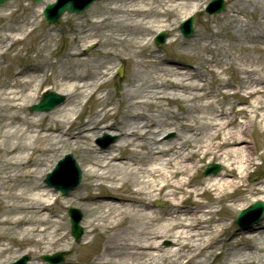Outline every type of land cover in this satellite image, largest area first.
<instances>
[{"label":"bare ground","instance_id":"6f19581e","mask_svg":"<svg viewBox=\"0 0 264 264\" xmlns=\"http://www.w3.org/2000/svg\"><path fill=\"white\" fill-rule=\"evenodd\" d=\"M165 1L111 0L110 10L75 26L66 56L54 63L49 55L58 35L48 31L36 55L42 59L48 51V71L33 64L0 79V264L13 259L18 247H31L34 256L64 253L61 264H263L264 221L234 230L225 244L230 225L219 215L264 201V178L245 184L243 177L256 154L246 139L250 127H260L264 156L263 104L227 91L253 87L248 94L256 98L264 90L254 85H264V54L253 56L264 51V0H231L220 18L225 33L210 28L189 40L172 21L188 8L187 15L198 11L199 0ZM13 15L1 13L0 19ZM29 17L0 27V59L37 30ZM160 30L170 33L171 48L197 62L161 56L149 38ZM86 45L101 55L91 58ZM119 65L130 73L113 92L108 86ZM47 82L43 91L63 94L65 103L29 117L26 105ZM231 96L250 109H237ZM171 131L175 137L166 139ZM104 134L115 141L106 148L93 144ZM62 151L75 155L83 172L81 185L63 196L40 177ZM207 162L224 169L198 179ZM74 169L73 163L63 165L52 175L53 185L70 186ZM156 200L165 205L155 207ZM69 207L83 214L80 242L71 235Z\"/></svg>","mask_w":264,"mask_h":264},{"label":"rangeland","instance_id":"374dc122","mask_svg":"<svg viewBox=\"0 0 264 264\" xmlns=\"http://www.w3.org/2000/svg\"><path fill=\"white\" fill-rule=\"evenodd\" d=\"M56 0H43L40 3H33V2H27L25 0H12L8 3H6L4 6L0 7V14H9L11 12H14L13 18L10 20H5V19H0V27L7 23V22H12V23H16V22H21L23 21L25 18L28 17V15H32L33 17H29V21H32L33 19H36V23H37V30L28 38V40L24 43H18L15 44L13 46V48L10 50V52L6 55H4L1 59H0V79L1 81H6L9 76L12 74V70H17L20 68H23L25 66H30L33 64H38L40 66H42V68H44V70L48 71V51H44L42 52L43 54V58H36V55H38L39 51L41 50V46L44 43L43 40L45 39V37L48 35V31L50 29H52L54 31L55 34L58 35V41L57 44L54 45L52 47V51H51V55H49V62L50 63H54L56 60H61L66 56V53L68 51V47L69 44L72 40V38L75 37V35H73L71 33V31L75 28V26H77L80 23H86L88 22L90 19H92L91 13H101V12H105L107 10H110V3L111 0H100L96 3H94L88 10H86L85 12H83L82 14H65L61 19H59L56 23L54 24H49L44 20L43 17V10L44 8L50 4L55 2ZM203 2V0H199L198 2H195L196 4H199L200 2ZM226 1V8L224 9V11L221 14H217V15H209L205 12V10L203 9V12L200 13L199 15L196 16V22L194 25V34H193V38L195 37V35L200 32L202 34H207L210 32V28H214L215 30H220L223 33H225L226 31V27L224 26L225 23L224 21H222L220 18H223L224 12H226V10L229 8V6L231 5V0H225ZM145 3H154V6H158V2L159 3H163L164 0H144ZM143 2V3H144ZM165 2H168V0H166ZM179 1L178 0H171V2H169L171 5H175L177 4ZM141 3V4H143ZM207 4L206 0H205V4L203 6H205ZM191 10V8L186 9L185 11H182L181 14L182 16H178L176 18H174V20L172 21L173 24L177 23V25H179V23L182 22V20L184 19V17L187 15V12ZM114 15H111L110 17L113 18ZM115 18V16H114ZM154 20H157V22L159 21L160 23H158V25L161 24H167V22L165 21L166 18L164 17H153ZM216 21H219L220 25H216ZM10 23V24H12ZM174 24V25H175ZM161 29V27H158L157 30ZM191 37V39H192ZM150 38V37H149ZM185 40H189L190 38H186V37H182ZM170 39V34L168 33V39L167 41ZM167 41L165 44L159 46L161 47L160 49L166 53H168V56L174 60H180L182 63H196L197 59L192 56L191 54H179L178 52H176V50H174L173 48H171L170 46H168ZM255 43L251 42V43H246V45L248 46H252ZM10 45V44H9ZM259 47L261 49H264V45L263 44H259ZM86 49V51L89 53L91 58L94 57H98L101 55V51L96 49L95 46L91 45V46H85L84 47ZM16 50L19 51V56H14ZM204 54V53H202ZM264 51L262 52H254L253 56L258 58L259 56L263 55ZM208 57L210 56L209 54H206ZM261 66V64H255L253 65L252 68H259ZM8 67H10V69H8ZM117 69H123V75L120 77L116 74L115 70H114V74L116 75V78L113 79L110 84H109V88L111 91H115V86L117 85H122L123 81L126 79V77L128 76V74L130 73V67L129 66H121L119 65L117 67ZM51 73V72H50ZM258 73H256L255 77L257 78ZM43 75V74H42ZM41 75V76H42ZM224 78L226 79H231V81L233 82H237V79L232 78L231 74H226L224 76ZM259 79V77H258ZM51 84L50 82L46 83L42 90L43 91L46 87H48V85ZM256 86H260L263 87L262 89H264V85H258V84H254ZM255 88L251 87V88H245V89H240V88H229L227 89V91L231 94L235 93V92H239L240 95L237 96V98H241L244 100H247V102L249 103H254V101L258 98L259 100V105H261V100H262V96L264 94V90H262L257 96L256 98H250L249 97V91L253 90ZM66 97V96H65ZM237 98L232 97L229 99L230 103H237V109H246L249 108V103H238L237 102ZM34 102H37L38 100L35 98L33 100ZM29 102V104L26 105L25 108V112L26 114H28L29 117L35 118L34 115H38L37 113H30L29 108L31 105V103L33 102ZM93 101H91L89 103L90 107H93ZM89 105L87 106V108L89 107ZM228 107V106H227ZM86 108V109H87ZM90 108V109H91ZM171 110L173 111H177V107L175 105H171L170 107ZM47 114V113H43ZM246 118L240 117L237 121L242 122L244 124ZM2 126H0V131H5L4 129L1 128ZM259 125L254 127V132L253 134V142L254 143H249L248 145L250 146V152L253 153V151H256V154L254 155V163L253 165L249 168L250 170V177L249 180L251 182L256 183L258 180L264 178V156H260L261 153H263V149H261V144H262V138L260 135V129H259ZM105 136L101 135L100 137L96 138L93 141V144H97L98 141L103 138ZM250 136V135H249ZM164 137L166 139H171L175 137V132L171 131L167 134L164 135ZM248 137V136H247ZM246 137V138H247ZM255 148V149H254ZM67 154H72L69 151H62V153H60L58 155V157H56V159L50 163L49 170H48V162H47V166L44 167V171L42 172V174H40V177H42L41 179V183L45 184L44 182L47 174L49 172L52 171V169L55 167V165L57 164V162L62 159L65 155ZM74 160L77 162V157L75 155H73ZM261 159V160H260ZM261 161V162H260ZM224 168L222 167V170ZM221 170V171H222ZM203 177V171H201V173L198 176V179H201ZM82 179H83V172H82ZM81 185V184H80ZM79 185V186H80ZM78 186V187H79ZM73 192V191H72ZM70 192V193H72ZM69 193V194H70ZM205 201V200H204ZM165 205V201L163 200H156L155 202V207H163ZM71 207L67 208L65 211V214L68 215L69 209ZM238 213L234 214L233 219L235 218V216ZM83 215V214H82ZM225 216L226 214L224 213H220L219 216ZM227 216V215H226ZM230 216V215H228ZM69 218V215H68ZM69 220V219H68ZM260 221H264V215L262 217V219ZM228 223H230V221L227 220ZM81 226H83V219L81 222ZM233 226L236 227H229V229L225 232V234L223 235L224 241H231L233 238V230L236 229L238 231H240L241 229L235 225V222L233 223ZM99 242V238L95 239L94 242V247L95 244L97 246ZM31 247L24 248H16L15 249V254L13 255V259H11L9 262L5 263V264H10L13 263L15 261H17L22 255L24 254H28L31 257V260L29 263L35 261V262H44L42 260V256L48 254V252L43 251L42 253H37V255H32L29 254V249ZM54 253V252H53ZM64 256V261L67 257L66 254H63ZM264 262V259H263Z\"/></svg>","mask_w":264,"mask_h":264},{"label":"water","instance_id":"95a60500","mask_svg":"<svg viewBox=\"0 0 264 264\" xmlns=\"http://www.w3.org/2000/svg\"><path fill=\"white\" fill-rule=\"evenodd\" d=\"M6 1H8V0H0V4H3ZM36 1H38V0H36ZM62 1L63 0H60L59 4L57 5L58 8L56 9V15H54V16H52L50 13H52L54 11L53 9H55L57 6H54V5L48 6V9L46 10L45 15L49 21H54L59 16H61L65 11H69L71 13L82 12L84 9L89 7L90 4L92 2H94L95 0H84V1H82V3L80 5H76L73 2H62ZM190 32H192L191 27L189 28L188 33H190ZM62 100H63V98L61 96H58V95L53 94V93H49L46 95L44 101L39 106L34 107L32 110H50L54 106H56L58 103H60ZM216 168L218 169L219 167H216ZM76 181L77 182L79 181V176H78ZM255 207H257V206H255ZM255 207L250 209V212L254 211ZM242 215H244V214H242ZM241 219L242 218H240L239 221H241ZM74 223H75L74 224V236L77 239H80L81 234H82V230L78 225V221H74ZM27 260H28V257H25L18 264H26Z\"/></svg>","mask_w":264,"mask_h":264}]
</instances>
